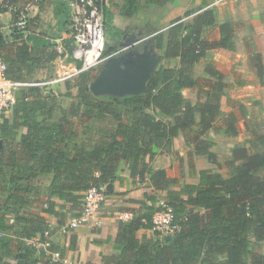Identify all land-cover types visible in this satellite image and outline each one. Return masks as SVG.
Instances as JSON below:
<instances>
[{
	"label": "trees",
	"instance_id": "trees-1",
	"mask_svg": "<svg viewBox=\"0 0 264 264\" xmlns=\"http://www.w3.org/2000/svg\"><path fill=\"white\" fill-rule=\"evenodd\" d=\"M168 1L124 0L121 8L122 16L133 20L142 35L151 36L149 41L162 51L143 94L95 96L90 91L95 79L91 70L65 82L67 96L75 99L67 109L52 91L34 88L16 94L13 124L5 119L0 125V141L12 145L0 149V193L8 195L7 201L0 203V264H62L53 259L54 253L64 259V252L48 238L50 227L45 218L22 209L38 198L47 205L44 213L59 217L51 198L64 205L82 206L86 192L114 182L124 161L133 180L149 177L156 190L167 193L165 200L180 229L169 239L159 232L153 241L137 238L139 230H153L157 208L156 198L150 197L142 214L121 223L114 245L118 255L105 264H264V253L256 251L264 244V175H259L264 170V151L259 148L264 146V133L253 131L243 145L229 150L225 162L228 175L213 169L197 172L191 164L190 175L199 178L197 184H181L144 161L146 157L154 159L155 147H172L181 132L192 131L195 155L207 156L221 169L211 152L216 143L204 136L212 130L225 137L239 135L238 117L233 112L217 125L228 88L224 73L209 61L207 77H194L195 66L207 58L208 51L235 50L236 23L219 26V41L205 40L203 29L218 21L215 10H206L192 21H177L164 33L158 29L162 15L148 12L159 10ZM104 18L112 20L106 8ZM116 30L120 37L122 30ZM40 42L42 51L34 50L26 40L17 42L15 56L5 57L9 78L11 69L21 71L28 63L47 65L61 56L45 41ZM5 44L0 37L2 50ZM118 45L107 43L104 57L112 55ZM255 58L260 63V55ZM175 59H179L178 66L171 65ZM258 75L263 77L262 68ZM185 89L197 90V103L184 96ZM239 109L245 117L246 109ZM21 128L27 132L15 144ZM39 179L51 182L48 199L42 186L33 185ZM172 185L180 189L172 190Z\"/></svg>",
	"mask_w": 264,
	"mask_h": 264
},
{
	"label": "crops",
	"instance_id": "crops-1",
	"mask_svg": "<svg viewBox=\"0 0 264 264\" xmlns=\"http://www.w3.org/2000/svg\"><path fill=\"white\" fill-rule=\"evenodd\" d=\"M71 3L70 5V16H71ZM102 3L105 4V8L112 14V22L114 21V26L118 29L122 30V35L117 37L113 42L125 43L130 40L133 36H136V39L143 41L139 46V51L142 52L144 46L148 44L150 47L154 49V53L160 58V56L156 53L154 47V42H150L149 38L151 36H144L142 32H140L139 28L133 23V20L125 19L122 16L121 8L125 4L124 0H102ZM220 5V4H219ZM215 4V0H170L161 5L159 10L147 11L151 14V16H156L161 14L162 19L158 24V29L161 32L166 33L168 28L171 27L177 21L189 22L197 15L206 10H215L219 6ZM141 14V17H145L146 13ZM217 13V11H216ZM218 17V15H217ZM217 24L214 27H205L203 29V39L208 41H219L220 40V28L219 26L223 23L229 21H219V17L217 18ZM233 22V21H230ZM11 16L8 13L3 15L2 19V32L5 36L6 44L3 47L5 57H14L16 54L17 42L19 40H15L12 37V32L10 29ZM129 27H125L128 26ZM210 30H215L214 37L209 38L208 32ZM139 32V33H138ZM29 34V33H28ZM25 36L24 40H26L34 50L42 51L44 50V45L40 44V41H36L34 37H30V35ZM236 38V35H235ZM123 40V41H122ZM235 41V50H222V49H212L208 51L207 58L203 59L207 62L204 64V67L201 66V60L194 69V77L197 78H206L207 75L205 73L206 64L209 61L219 62L220 58L223 57L227 62H231L232 64H237L239 61V47L237 41ZM20 42V41H19ZM112 42V43H113ZM147 42V43H146ZM45 45L46 41H45ZM118 45V48H119ZM59 45H57L58 47ZM55 47L54 49H56ZM113 49L114 47L111 46ZM110 47V48H111ZM73 48V47H72ZM64 51L60 53V57L47 65H35L32 63H28L26 66L22 67L21 71H17V69L10 70V77L17 79L16 77L21 76L22 80L27 79H37V80H46V79H59L66 75L69 71H72L74 67L78 66V62H76L71 54V51L66 48H63ZM118 50V49H117ZM226 51L231 55L230 58L228 56H224L222 53ZM219 54L218 57H213V54ZM223 59V64L226 63ZM178 61L179 59H175ZM161 61V58H160ZM217 66V65H216ZM219 70L222 71V65H219ZM16 68V67H15ZM226 70V68H225ZM199 71V74H198ZM223 72V71H222ZM97 77V76H96ZM95 77V78H96ZM10 78V79H11ZM65 82H61L56 84L54 89L56 90L57 86H64ZM243 87L248 86L242 85ZM62 87V86H61ZM187 91H194L196 98L190 99L186 95ZM57 92V91H56ZM74 95L76 92H73ZM195 89H185L183 91L184 96L189 99L192 103H197L198 97ZM58 94V93H57ZM75 101V99H70L68 103L63 105L64 108H68L69 105ZM222 106L224 105L222 99ZM221 106L222 112L224 108ZM248 110V107H246ZM237 115V114H236ZM238 117V115H237ZM239 118V117H238ZM7 119L9 124H13L14 120V110L13 108L3 112L0 114V125L3 121ZM27 132L26 128H21L17 131L16 134V142L20 141L21 137ZM239 135L237 137H225L222 135L216 134L215 131L208 132L204 137L212 140L216 143V145L211 149V152L216 155V159L218 162H221L220 152H227L230 154L229 150L232 147L244 144V142L248 139L246 138L247 134H242L239 131ZM264 133V132H263ZM243 135L245 136V140L243 139ZM194 136V132L192 131H184L181 132L180 135L174 140L173 146L169 147L163 145L161 147H155L154 152L156 153L154 159L151 161L149 157H146L144 161L148 163L152 169L158 171H165L167 176L172 179H177L181 184H197L198 177H192L190 175V167L193 164L197 170V172L201 170H215L220 171L218 167L212 163H210L207 156L203 155H195L194 153V144L192 143V138ZM231 143H228L230 142ZM2 148H10L11 141H3ZM224 144H227V147H224ZM221 147V148H220ZM1 148V149H2ZM224 148L223 150H221ZM219 149L221 151H219ZM219 151V152H218ZM217 167V168H216ZM223 173V172H222ZM224 174V173H223ZM49 179H39L33 183L36 186H42L44 195L48 199L50 197V192L48 188L50 187ZM107 200L100 209V211L96 214V216L92 219V221L82 226L78 229H71L69 227L70 220L81 214L83 210V205L80 207H74L71 204H65L61 202L57 198H51L56 202V211H58L61 216L49 215L43 212V208H47L46 203L41 202L37 198L36 203L25 206L22 211L28 212L31 214L40 215L45 218L46 222L50 227L49 239L54 244H56L59 248L64 252V259L69 262H79L80 264H105L107 259L116 257L118 252L115 250L114 245L115 241L118 237L120 225L122 222H128L135 215H140L145 211V206L149 205L151 201L150 197L156 198V205L158 206V201L161 197H166V192H161L156 190L149 177H146L144 181L133 180L131 176V172L128 168V164L124 161L120 164V167L116 173V179L113 183L107 185ZM172 190H179L178 186H171ZM8 195L6 193H0V203L4 204L7 201ZM125 214H132V216H127ZM143 237L147 238L150 241L156 239L155 232L150 229H141L137 232V238L142 239ZM168 237V236H166ZM75 240V242H74ZM73 244V248H72Z\"/></svg>",
	"mask_w": 264,
	"mask_h": 264
},
{
	"label": "rangeland",
	"instance_id": "rangeland-1",
	"mask_svg": "<svg viewBox=\"0 0 264 264\" xmlns=\"http://www.w3.org/2000/svg\"><path fill=\"white\" fill-rule=\"evenodd\" d=\"M32 1L19 0L18 3L21 7H25L32 3ZM69 1L73 0H38V3H35V9L30 12L28 35L34 37L36 41H46L47 45L52 49L57 47V45H61L62 48H66L68 51L72 47L74 49L73 41L70 39ZM99 4L103 9L105 8L102 0H99ZM216 11L219 21H233L236 23L237 33L235 40L239 47V61L237 64L227 62L223 57L220 58L219 62H216L218 68L220 67L219 65H222V71L228 85L223 97L224 105L222 107L224 111L217 120V125H221L225 116L233 112L239 117L237 122L238 130L242 134H247L246 138L249 139L253 136V131L264 132V0H226L216 8ZM104 27L106 31V44H112L110 39L118 37L114 21L107 22L104 18ZM125 27H129V25ZM215 32V30H210L208 37H214ZM155 50L158 55L162 53V51L156 48ZM72 52L73 50L71 54ZM222 54L228 56V58L231 56L227 55L226 51ZM218 55V53L217 55L213 54V57H218ZM257 55L261 57L260 63H257L258 59L255 58ZM223 59L226 61L224 64ZM206 62V60H203L201 66L204 67ZM171 65L178 66V61H171ZM102 66L103 64H100L93 68L91 70L92 75L96 77ZM260 68L263 69V77L258 75ZM197 79L201 80L203 78ZM246 84L248 86H242ZM61 86H57L56 91L59 102L63 106L68 103L69 98H73L67 96L68 92L66 91L65 84ZM186 94L190 99L196 98L194 91H187ZM240 106L245 109L248 107L245 117H242L240 113ZM244 138L245 136L243 135ZM228 143H231V141ZM226 145L224 144V147H227ZM259 148L264 151V146H260ZM221 150L219 149V151ZM220 154L222 168L219 170L224 175H228L229 169L225 167V162L230 154H227V152H220ZM259 175H264V170H261ZM161 199H165V197H161ZM256 251L264 253V244L257 246ZM247 259L249 260V257Z\"/></svg>",
	"mask_w": 264,
	"mask_h": 264
},
{
	"label": "built area",
	"instance_id": "built-area-1",
	"mask_svg": "<svg viewBox=\"0 0 264 264\" xmlns=\"http://www.w3.org/2000/svg\"><path fill=\"white\" fill-rule=\"evenodd\" d=\"M226 0H215L219 5ZM19 0H0V37L5 36L2 32V19L5 13L11 16L10 29L15 40L22 41L28 34L30 12L35 9L38 0L25 7L19 5ZM70 39L73 41V59L80 63L72 71L59 79H27L14 80L8 77V65L4 52L0 45V114L13 108L17 102L16 94L29 92L31 89L40 88L43 91H52L57 95L54 87L56 84L76 78L80 73L90 71L107 61L112 55L104 57L106 49V31L104 27V9L98 0H73L71 3L70 16ZM56 50L63 52L59 45ZM115 53L114 55H117ZM107 200L106 188H92L84 194L83 210L80 215L73 217L69 222L71 229H78L89 224L100 211ZM132 216V214H125ZM153 231L161 233L162 236H170L179 231L180 227L174 217L173 208L165 199L158 201L157 210L153 215ZM47 244H43V247ZM55 261L62 264H80L61 259L58 253L53 254Z\"/></svg>",
	"mask_w": 264,
	"mask_h": 264
},
{
	"label": "water",
	"instance_id": "water-1",
	"mask_svg": "<svg viewBox=\"0 0 264 264\" xmlns=\"http://www.w3.org/2000/svg\"><path fill=\"white\" fill-rule=\"evenodd\" d=\"M142 42L133 36L127 42L121 43L118 50L103 63L99 74L90 83V91L95 96L123 98L138 96L146 91L148 81L160 64V58L148 44L140 52L138 49ZM109 50L114 49L111 47Z\"/></svg>",
	"mask_w": 264,
	"mask_h": 264
}]
</instances>
